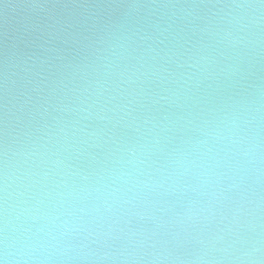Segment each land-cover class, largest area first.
Returning <instances> with one entry per match:
<instances>
[{
  "label": "clouds",
  "instance_id": "9594fccd",
  "mask_svg": "<svg viewBox=\"0 0 264 264\" xmlns=\"http://www.w3.org/2000/svg\"><path fill=\"white\" fill-rule=\"evenodd\" d=\"M0 264H264V0H0Z\"/></svg>",
  "mask_w": 264,
  "mask_h": 264
}]
</instances>
